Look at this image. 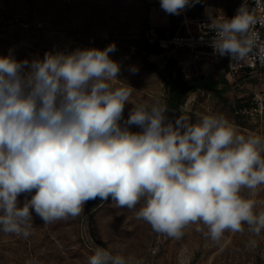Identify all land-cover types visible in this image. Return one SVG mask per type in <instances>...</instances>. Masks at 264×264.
Instances as JSON below:
<instances>
[{
	"label": "clouds",
	"instance_id": "1",
	"mask_svg": "<svg viewBox=\"0 0 264 264\" xmlns=\"http://www.w3.org/2000/svg\"><path fill=\"white\" fill-rule=\"evenodd\" d=\"M203 3L160 0V9L180 16ZM261 7L243 0L229 18L205 5L201 42L208 37L212 54L230 66H264ZM116 50L113 42L19 60L13 49L0 55V232L27 239L33 211L50 224L79 217L99 199L129 210L143 201L136 219L176 240L192 224L214 242L245 225L260 235L264 209L252 197L264 187V136L239 133L216 114L172 118L158 98L131 104L130 88L116 86L123 81L110 55ZM87 264L143 262L96 247Z\"/></svg>",
	"mask_w": 264,
	"mask_h": 264
},
{
	"label": "rangeland",
	"instance_id": "2",
	"mask_svg": "<svg viewBox=\"0 0 264 264\" xmlns=\"http://www.w3.org/2000/svg\"><path fill=\"white\" fill-rule=\"evenodd\" d=\"M242 1L204 0L182 15L173 16L160 9V0H0V55L13 49L19 60L43 57L46 51L103 49L115 42L117 50L110 55L121 63L118 78L123 80L116 86L130 88L131 104H150L158 98L169 113L168 89L157 69L170 64L174 74H205L220 79V87L226 82L229 85L219 92L191 84L174 111L175 118L187 115L196 122L202 115L216 114L226 118L239 133L264 136V110L257 109L254 100V92L264 91V69L233 74L225 60L198 58L184 51L148 52L143 48L152 27L165 29L166 35L184 32L205 16V5L230 18ZM132 65L139 69L136 74L128 70ZM131 104H126L124 118ZM242 194L247 196L248 190ZM24 198L25 194L18 197L21 201ZM252 198L257 200V211L264 209V187ZM143 203L129 210L117 208L111 200L97 199L87 202L79 217L50 224H44L33 211V227L27 239L0 232V264H87L96 247L134 256L143 264H264V230L257 236L245 225L244 232H225L219 242H214L205 235L206 227L200 225L203 231H197V225L192 224L176 240L136 219L135 213Z\"/></svg>",
	"mask_w": 264,
	"mask_h": 264
},
{
	"label": "built area",
	"instance_id": "3",
	"mask_svg": "<svg viewBox=\"0 0 264 264\" xmlns=\"http://www.w3.org/2000/svg\"><path fill=\"white\" fill-rule=\"evenodd\" d=\"M250 7H255L256 0H244ZM243 3L240 2L238 6L235 8L231 17L236 14V10ZM262 7L257 9V15H264V0H261ZM230 17V18H231ZM206 21V16L198 18L194 21L192 25V29L188 28L184 32H176L171 35L160 36L158 31L152 27L150 29V36L148 37L151 42H157L160 46L163 47L164 50H172V51H184L189 54H194L198 58H209V59H221L225 60L229 67V72L237 73L239 71H255L264 69V66L259 64L258 62L254 65H246V66H230L229 58L224 57L220 58L214 56L212 54V49L208 47L207 40L208 37H205L204 42L200 40V31L198 28V24L200 22ZM188 26V23L185 22ZM257 31L261 33L262 39H264V29L260 28L259 25L256 28ZM211 35V34H209ZM239 86H243L239 81H237ZM254 100L257 104V109L260 111L264 110V91H256L254 92Z\"/></svg>",
	"mask_w": 264,
	"mask_h": 264
},
{
	"label": "trees",
	"instance_id": "4",
	"mask_svg": "<svg viewBox=\"0 0 264 264\" xmlns=\"http://www.w3.org/2000/svg\"><path fill=\"white\" fill-rule=\"evenodd\" d=\"M156 29L160 36L166 35L165 29ZM172 33L174 32H171V34ZM143 43V48L148 52L154 51L157 53H161L164 50L163 47L160 46L157 42L151 43L149 39L144 40ZM172 62L173 61H171V63ZM157 71L161 75L168 89L167 104L169 107V115L172 118H175L174 111L179 109L180 104L184 101L191 88V84H194L197 87L210 88L219 92L225 91L229 87L228 82H226L223 87H220V79H215L214 77L205 74L197 75L194 77H184L183 73L180 71L174 74V71L171 68L170 64L166 65L165 67L158 68ZM93 202L94 201H91V203Z\"/></svg>",
	"mask_w": 264,
	"mask_h": 264
}]
</instances>
